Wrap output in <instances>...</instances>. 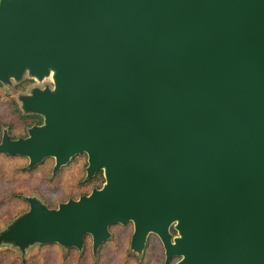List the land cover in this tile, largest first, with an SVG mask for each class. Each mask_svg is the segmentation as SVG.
<instances>
[{"label":"water","instance_id":"water-1","mask_svg":"<svg viewBox=\"0 0 264 264\" xmlns=\"http://www.w3.org/2000/svg\"><path fill=\"white\" fill-rule=\"evenodd\" d=\"M58 68L0 153L55 169L85 153L105 186L1 235L95 250L133 224L176 264H264V0H0V81ZM175 224L178 236L169 227Z\"/></svg>","mask_w":264,"mask_h":264},{"label":"rangeland","instance_id":"rangeland-1","mask_svg":"<svg viewBox=\"0 0 264 264\" xmlns=\"http://www.w3.org/2000/svg\"><path fill=\"white\" fill-rule=\"evenodd\" d=\"M54 81L51 70L40 80L24 70L17 80L0 81V139L6 131L15 137L27 136L29 120H21L14 113L18 110L21 116H31L25 113L23 101L32 98L35 91L53 92ZM27 164L25 158L0 154V237L29 212L27 199H35L46 209L56 210L67 201L89 194L94 185L85 181L84 157L75 159L59 171H53V159L32 169H28ZM174 227L172 224L169 232L175 230ZM132 233L131 222L112 225L107 241L94 253L91 238L78 249L38 241L20 247L0 238V264H176L180 260L174 257L169 263L165 262L163 246L153 234H149L142 252L133 253L129 247ZM173 235V238L178 236L176 231Z\"/></svg>","mask_w":264,"mask_h":264},{"label":"trees","instance_id":"trees-1","mask_svg":"<svg viewBox=\"0 0 264 264\" xmlns=\"http://www.w3.org/2000/svg\"><path fill=\"white\" fill-rule=\"evenodd\" d=\"M25 113H29V114H31V116H21V114L18 112V110H16L14 114H15L18 118H21V120H26V121L29 120V124H27V126H28V130H27V134H26L27 136H23V137H15L13 134H11V132H9V131L7 132V131H6L4 134L1 135L0 143H1L2 138H3L4 135H7V136L10 138V140H13V141H15V140H19V139H26V138L28 137V132H29L30 129H32V128H34V127H41V126H43V124H44V118H43L42 115H40V114H36V113H30V112H25ZM0 154H3V155L8 156V157H20V158H25V157H21V156H17V155H11V154H5V153H0ZM80 157H84V158H85V167H84V177H85V181H86V182L94 183V185L92 186L91 192L101 190V189L105 186V182H106V181H105V172H104V170L102 169V170H98L97 172H95L92 176H88V174H87V169H88V158H87V155H86L85 153H80V154H77V155H75V156L69 158V160L67 161V163L64 164V165H62V166H61L60 168H58V169H55V161H54L53 171H59L62 167H66V166H68L71 162H73L75 159L80 158ZM25 159H27V158H25ZM48 159H53V158H50V157H49V158H45V159L41 160L40 162H38V163H36V164H33V165H30L29 160L27 159V161H28L27 167H28V169H32V168L38 166L39 164H41L42 162H44V161H46V160H48ZM53 160H54V159H53ZM97 180H101V182L99 181L100 183H96ZM91 192H90L89 194H87V195H83V196H81V197H87V196H89V195L91 194ZM81 197H79V198H81ZM79 198H78V199H79ZM72 201H77V200H72ZM67 202H68V201H67ZM65 203H66V202H65ZM63 204H64V203H63ZM28 205H29V204H28ZM61 205H62V204H61ZM29 209H30V206H29ZM117 225H121V224H117ZM123 225H126V224H123ZM110 227H111V226H110ZM110 227H108V229H107V231H108V236H109V229H110ZM169 233H170L171 237L173 238V237H174L173 234H175V230L172 229V232H169ZM132 235H133V233H132ZM132 235H131V239H132ZM148 237H149V235H148V236L146 237V239H145L144 246H145V244H146V242H147ZM87 238H91V237H90L89 235H85V236L83 237L82 244H81L80 248L84 246V244H85ZM107 239H108V238H107ZM107 239L104 240V241H107ZM131 239H130V245H129V247H130V249L132 250L133 253H136V252L132 249V247H131ZM104 241H103V242H104ZM103 242H102V243H103ZM102 243H101V244H102ZM101 244L98 245L97 248H96L95 250H93V248H92V240H91V250H92V252H93V253H94V252H97V249L100 248ZM103 244H104V243H103ZM144 246H143L142 250L144 249ZM69 249H78V247L71 246V247H69ZM141 252H142V251H141ZM172 258H174V257H172ZM172 258H171V259H172ZM171 259H170V260H171ZM170 260H169V261H166V259H165V262L169 263Z\"/></svg>","mask_w":264,"mask_h":264},{"label":"bare ground","instance_id":"bare-ground-1","mask_svg":"<svg viewBox=\"0 0 264 264\" xmlns=\"http://www.w3.org/2000/svg\"><path fill=\"white\" fill-rule=\"evenodd\" d=\"M57 69L58 68H53V67H47V70L49 71V70H51V71H53V76L55 75L54 73H56L57 72Z\"/></svg>","mask_w":264,"mask_h":264}]
</instances>
